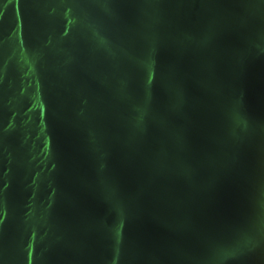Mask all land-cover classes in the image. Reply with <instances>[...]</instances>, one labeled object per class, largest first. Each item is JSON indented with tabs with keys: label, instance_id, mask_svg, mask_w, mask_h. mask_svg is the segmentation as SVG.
Segmentation results:
<instances>
[{
	"label": "water",
	"instance_id": "95a60500",
	"mask_svg": "<svg viewBox=\"0 0 264 264\" xmlns=\"http://www.w3.org/2000/svg\"><path fill=\"white\" fill-rule=\"evenodd\" d=\"M0 264H264V0H0Z\"/></svg>",
	"mask_w": 264,
	"mask_h": 264
}]
</instances>
